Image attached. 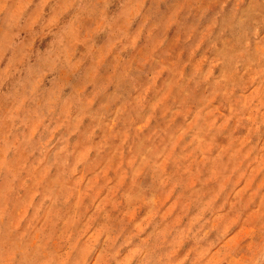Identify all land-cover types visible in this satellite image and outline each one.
Here are the masks:
<instances>
[{
    "label": "rangeland",
    "instance_id": "rangeland-1",
    "mask_svg": "<svg viewBox=\"0 0 264 264\" xmlns=\"http://www.w3.org/2000/svg\"><path fill=\"white\" fill-rule=\"evenodd\" d=\"M26 1L0 0V264H264V0H60L43 72L12 60L52 30L6 24Z\"/></svg>",
    "mask_w": 264,
    "mask_h": 264
},
{
    "label": "crops",
    "instance_id": "crops-1",
    "mask_svg": "<svg viewBox=\"0 0 264 264\" xmlns=\"http://www.w3.org/2000/svg\"><path fill=\"white\" fill-rule=\"evenodd\" d=\"M60 6V0H27L24 4V6H22V10H21V17L19 18L18 16L16 17V22H12V23H6L10 26H20V25H26L28 24L27 22V15L32 12V10L36 7L37 9V22L35 25L37 26H46L48 24V21L52 20L51 26H52V30H49V33L45 36H38L35 40L36 42V46L35 48L27 54H24L23 52L21 53H17V52H12V60H13V64L15 63L16 60L22 59L23 60V67H25L27 70L31 71V69L37 70L38 72H43L44 70L48 69L45 65L41 64H37L36 63V58L38 57V51H42V50H46L50 48V43L52 42V48L53 50H56L57 47H59L56 44H59V42L61 41V36L62 34H67V32L73 31L75 26H76V21L73 19V13L75 10H73L72 8L66 9L65 12L63 13V15L58 14V10H61L59 8ZM45 13H51L53 14V17L48 20L46 19V14ZM1 17V14H0ZM39 21H41L39 23ZM62 27H67V29L61 33V28ZM103 36L102 35H97L95 36V38L93 37H89V39L87 41H85V44H76V50L72 55V58L75 59L77 56V51L79 52V54L81 55H86L88 57L90 56V53L92 54V56H94L95 54H98V51L101 50L102 44H103ZM34 38H32L29 35H22V43H30L33 42ZM43 51V52H44ZM54 63L56 66L60 65V59L59 58H54ZM16 65V64H15ZM19 66V65H16ZM89 64L87 62H82L81 65L73 70L71 73L73 75V80L75 78V76L77 74H81L83 72V70L88 67ZM105 65L102 64H98L97 66V74H103L107 72H102V70H104ZM99 74V75H100ZM51 73L47 74L46 76L43 77L42 80V87L46 86V83L48 81V79L50 78ZM97 82L95 84H92L90 86H94L90 89V91L92 93L96 92L98 90V87H100L99 85L96 86V84H102L106 81V77H102L100 76L99 79L96 80ZM72 82H68L66 85L63 86L62 89V94L65 95L71 87ZM89 86V87H90ZM38 85L36 90H38ZM87 89V88H86ZM25 95L27 98H32L33 97V92L32 89L27 86L25 89ZM35 90V91H36ZM49 90V89H48ZM54 91H57V88L53 89ZM59 90H61L59 88ZM102 93L100 94V96L102 97V99H106L108 98V91L104 90L101 91ZM121 94V89L119 87H117L116 89V96ZM54 94H43L42 95V100H38L37 105L40 106L39 110L42 113V115H44L47 111L48 108L50 107H59V103H60V99L54 101L53 99ZM47 115L50 114V111H48L46 113ZM43 117H47V116H43Z\"/></svg>",
    "mask_w": 264,
    "mask_h": 264
}]
</instances>
